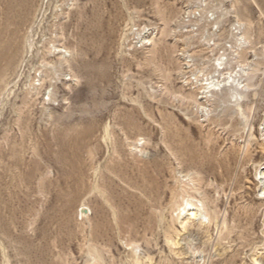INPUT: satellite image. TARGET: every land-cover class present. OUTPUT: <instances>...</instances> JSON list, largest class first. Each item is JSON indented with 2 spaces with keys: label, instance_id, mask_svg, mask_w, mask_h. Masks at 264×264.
I'll list each match as a JSON object with an SVG mask.
<instances>
[{
  "label": "rangeland",
  "instance_id": "obj_1",
  "mask_svg": "<svg viewBox=\"0 0 264 264\" xmlns=\"http://www.w3.org/2000/svg\"><path fill=\"white\" fill-rule=\"evenodd\" d=\"M30 5L0 56V264H264V0Z\"/></svg>",
  "mask_w": 264,
  "mask_h": 264
},
{
  "label": "bare ground",
  "instance_id": "obj_2",
  "mask_svg": "<svg viewBox=\"0 0 264 264\" xmlns=\"http://www.w3.org/2000/svg\"><path fill=\"white\" fill-rule=\"evenodd\" d=\"M5 4H6L5 14L7 17L6 21L9 23V25H13L15 27L8 30V35L6 40L4 39L3 41H0V50L2 52L0 56L2 55V60L5 61L4 62L5 65L9 66L10 64L13 63L15 57L19 52L17 46V38H16L17 29L19 27L21 28V26L28 20V17H30L29 16L30 7L32 5H30V0H5ZM5 28L3 27L2 31H6ZM260 175L262 176L261 179H264V168L262 169Z\"/></svg>",
  "mask_w": 264,
  "mask_h": 264
}]
</instances>
